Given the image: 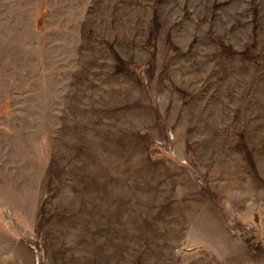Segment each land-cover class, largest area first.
Segmentation results:
<instances>
[{"label":"rangeland","instance_id":"1","mask_svg":"<svg viewBox=\"0 0 264 264\" xmlns=\"http://www.w3.org/2000/svg\"><path fill=\"white\" fill-rule=\"evenodd\" d=\"M0 264H264V0H0Z\"/></svg>","mask_w":264,"mask_h":264},{"label":"trees","instance_id":"2","mask_svg":"<svg viewBox=\"0 0 264 264\" xmlns=\"http://www.w3.org/2000/svg\"><path fill=\"white\" fill-rule=\"evenodd\" d=\"M40 26H43L42 22H40Z\"/></svg>","mask_w":264,"mask_h":264}]
</instances>
